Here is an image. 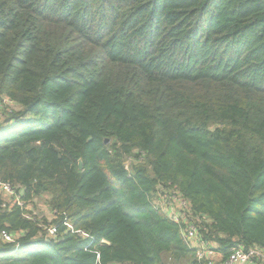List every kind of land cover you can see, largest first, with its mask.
Wrapping results in <instances>:
<instances>
[{
  "label": "trees",
  "instance_id": "16d2710c",
  "mask_svg": "<svg viewBox=\"0 0 264 264\" xmlns=\"http://www.w3.org/2000/svg\"><path fill=\"white\" fill-rule=\"evenodd\" d=\"M2 94L0 179L52 218L0 208V264H204L158 186L264 248V0H0Z\"/></svg>",
  "mask_w": 264,
  "mask_h": 264
},
{
  "label": "built area",
  "instance_id": "2783aa9c",
  "mask_svg": "<svg viewBox=\"0 0 264 264\" xmlns=\"http://www.w3.org/2000/svg\"><path fill=\"white\" fill-rule=\"evenodd\" d=\"M16 109L17 105L11 98L0 95V115L3 118L10 116ZM0 198V208L19 207L25 218H34L35 214L28 207V202L23 199L19 185H13L0 179ZM151 204L179 225L183 241L197 261L204 262V264H264V248L260 246L243 248L235 245L223 252L219 250L218 245L204 238L198 231V218L193 215L190 203L175 189L158 186L151 198ZM41 226L46 229L47 237L51 238L56 235L57 229L54 224L47 226L42 224ZM78 233L82 236H89L83 231H78ZM0 236L7 242L13 240L6 230H2Z\"/></svg>",
  "mask_w": 264,
  "mask_h": 264
},
{
  "label": "rangeland",
  "instance_id": "374dc122",
  "mask_svg": "<svg viewBox=\"0 0 264 264\" xmlns=\"http://www.w3.org/2000/svg\"><path fill=\"white\" fill-rule=\"evenodd\" d=\"M0 121H3V116L0 115ZM128 166V163H127ZM47 198V195H41L40 197H35L32 202H28V207L31 209V211L37 215L38 217L44 216L48 219V221L51 220L52 215L50 214V211L45 203V199Z\"/></svg>",
  "mask_w": 264,
  "mask_h": 264
},
{
  "label": "water",
  "instance_id": "95a60500",
  "mask_svg": "<svg viewBox=\"0 0 264 264\" xmlns=\"http://www.w3.org/2000/svg\"><path fill=\"white\" fill-rule=\"evenodd\" d=\"M107 141H108V140H106V142H107ZM78 167H79L80 169H82V161H81V160L78 161ZM103 243L108 244V241H107V240H103Z\"/></svg>",
  "mask_w": 264,
  "mask_h": 264
}]
</instances>
